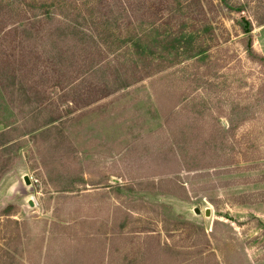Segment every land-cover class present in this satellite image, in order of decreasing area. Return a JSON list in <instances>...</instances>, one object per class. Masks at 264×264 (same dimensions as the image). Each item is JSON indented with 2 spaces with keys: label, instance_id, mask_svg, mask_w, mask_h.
<instances>
[{
  "label": "rangeland",
  "instance_id": "374dc122",
  "mask_svg": "<svg viewBox=\"0 0 264 264\" xmlns=\"http://www.w3.org/2000/svg\"><path fill=\"white\" fill-rule=\"evenodd\" d=\"M13 1L0 0L14 10L0 6V264H264V26L252 61L224 12L221 68L172 66L114 92L97 76L57 84L61 49L7 27ZM252 1L245 17L264 8ZM182 128L196 136L187 167Z\"/></svg>",
  "mask_w": 264,
  "mask_h": 264
},
{
  "label": "trees",
  "instance_id": "16d2710c",
  "mask_svg": "<svg viewBox=\"0 0 264 264\" xmlns=\"http://www.w3.org/2000/svg\"><path fill=\"white\" fill-rule=\"evenodd\" d=\"M52 1L49 9L43 0L31 3L22 0V4L13 1L20 17L6 26L55 41L61 50L51 60V66L66 71L62 76L55 73L60 80L57 84L97 76L111 80L117 92L160 75L172 66L188 63L204 68L209 76L213 69L226 63L213 53L225 51L223 48L230 42L231 34L218 21L224 12L236 16L234 31L248 58L255 61L260 57L252 49V32L254 23L264 26V8L245 17L244 10L252 6V0ZM12 5L0 2L5 10ZM30 11L33 13L29 18L26 15ZM150 18L153 20L149 21ZM149 30L155 33L151 44ZM102 86L107 89L106 84ZM180 131V143L187 147L179 152L187 167L193 162L191 153L196 136L192 130Z\"/></svg>",
  "mask_w": 264,
  "mask_h": 264
},
{
  "label": "water",
  "instance_id": "95a60500",
  "mask_svg": "<svg viewBox=\"0 0 264 264\" xmlns=\"http://www.w3.org/2000/svg\"><path fill=\"white\" fill-rule=\"evenodd\" d=\"M21 179H22L23 184L28 188V192H29V195L26 196L24 203L30 209L39 207V206H37V204L34 200V191H33V188L31 186L28 175L27 174L22 175ZM2 202H3V200H2ZM9 202H10V200H9ZM3 203H5V202H3ZM190 212L195 216H200L202 214V212L196 207H193L190 210ZM203 214H204L205 218H210L211 210L209 208H205V209H203Z\"/></svg>",
  "mask_w": 264,
  "mask_h": 264
}]
</instances>
